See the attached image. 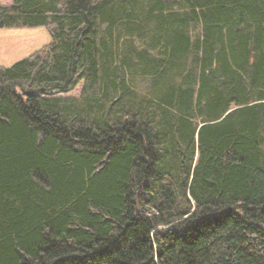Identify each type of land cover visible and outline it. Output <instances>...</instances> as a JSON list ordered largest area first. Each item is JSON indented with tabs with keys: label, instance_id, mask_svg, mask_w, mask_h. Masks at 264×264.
I'll use <instances>...</instances> for the list:
<instances>
[{
	"label": "trees",
	"instance_id": "obj_1",
	"mask_svg": "<svg viewBox=\"0 0 264 264\" xmlns=\"http://www.w3.org/2000/svg\"><path fill=\"white\" fill-rule=\"evenodd\" d=\"M28 26L51 40L0 65V264H264V0L0 1Z\"/></svg>",
	"mask_w": 264,
	"mask_h": 264
},
{
	"label": "rangeland",
	"instance_id": "obj_2",
	"mask_svg": "<svg viewBox=\"0 0 264 264\" xmlns=\"http://www.w3.org/2000/svg\"><path fill=\"white\" fill-rule=\"evenodd\" d=\"M9 5L12 0H0ZM51 37L44 26L0 28V65L11 66L35 50L50 42ZM82 83L67 93L58 94L80 97Z\"/></svg>",
	"mask_w": 264,
	"mask_h": 264
}]
</instances>
